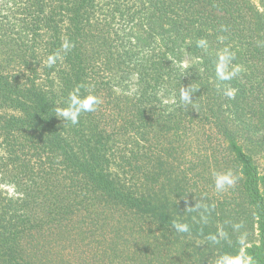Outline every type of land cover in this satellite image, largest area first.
I'll list each match as a JSON object with an SVG mask.
<instances>
[{
	"label": "trees",
	"instance_id": "obj_1",
	"mask_svg": "<svg viewBox=\"0 0 264 264\" xmlns=\"http://www.w3.org/2000/svg\"><path fill=\"white\" fill-rule=\"evenodd\" d=\"M22 1L26 43L19 20H0V177L16 189L0 192V264H66L58 251L73 245L67 264H238L241 250L244 264H264V170L253 154L264 149V0ZM100 24L114 36L101 46L116 48L124 71L103 86L87 69ZM181 45L194 66L170 62ZM165 69L179 76L171 90ZM72 96L99 101L75 124L58 117ZM196 121L220 140L186 170ZM228 173L233 183L218 190L216 175Z\"/></svg>",
	"mask_w": 264,
	"mask_h": 264
},
{
	"label": "rangeland",
	"instance_id": "obj_2",
	"mask_svg": "<svg viewBox=\"0 0 264 264\" xmlns=\"http://www.w3.org/2000/svg\"><path fill=\"white\" fill-rule=\"evenodd\" d=\"M253 1V0H251ZM100 2V0H99ZM19 5H16L15 3L11 2H4V0H0V7L2 6V9L5 13L9 14V15H0V20L2 22H7V24H10L12 26V22L14 19L19 20L20 24L22 25V30H18L16 29V32L14 34L17 35L18 40H22L25 43L27 42V40H29L27 32H28V19H27V14H25V12L23 11V6L24 3L22 0L18 1ZM256 4V6H258L257 2H254ZM101 4V2H100ZM123 24V21H122ZM115 23H113L111 26H114ZM26 33V37L22 36V33ZM95 33L98 37H100L97 42L94 44V46L92 47V49L88 50V57H93L96 58L90 60V66H88V71L91 73V76L93 78V80H96L97 83H100L101 86H103L104 83L110 81L113 78H117V77H121L124 74V71H122V68L120 66L116 65V48H110V50H104V48L101 46V42L103 41L104 38H107L110 42H114V36L112 34V32L110 30H108L107 26L103 24H100L99 26V30ZM107 44H109L107 42ZM116 44V43H113ZM106 47V46H104ZM180 51L178 53L177 56H172L170 58V62L172 63V65H177L179 68H188L191 66H194L198 60L192 56L188 51H186L185 49H183V46H180ZM113 54V55H112ZM106 56V57H105ZM106 58V60H105ZM235 66L239 69V70H245V64L242 60V55L240 53L237 54V60L235 63ZM106 74L108 77L107 78H102V75ZM164 74H165V79L163 81V86H169L170 90L172 89V87H174L175 85H178V80H179V76L178 74H172L170 77L173 78V80H169L168 74L166 73V69L164 70ZM137 88V84L136 81L131 80V82L124 88V91L126 90L127 96L131 99V95L133 94V92L136 90ZM116 92L121 91L122 87H119L118 85L115 88ZM172 93V91H171ZM122 94V93H121ZM158 99V98H157ZM165 102L163 101V103L165 104V106H169L173 103V100H169L168 97L165 98ZM108 100V99H106ZM160 99H158L157 101H159ZM177 102V101H176ZM156 104V103H155ZM157 106L159 107L161 114L163 115L162 112V100L161 102L159 101L157 103ZM97 107V106H96ZM120 108V107H119ZM98 109L101 112L107 113V114H111L115 112H113L114 110H116L115 108H111L109 106L104 105L103 103H100L98 105ZM132 116V115H131ZM130 116V111L128 110V116L124 119H129L131 118ZM161 122V120L159 121ZM121 125V124H120ZM197 128H196V127ZM202 127L201 122L196 121V123L194 124L193 130L188 131L187 130V135L185 137L184 140V144H185V149L186 151H188L190 148V155L188 157H185V160H183L185 162H182L181 167L183 169H188L191 168L192 164H195L198 160L201 161V157L204 156L206 154V151L209 150V138L213 139L214 137H216L215 133H213V131L208 130L207 128L204 130H200V128ZM213 133V134H212ZM129 135V134H128ZM218 136V135H217ZM218 138V137H216ZM125 137H123L122 140H124ZM218 140H220V138H218ZM258 140L256 139H252V141H250L249 143V148L251 150H253V144H256ZM261 142V141H260ZM244 142L239 141L240 145H243ZM121 148H119L118 150H120ZM122 150V149H121ZM218 150H220L218 148ZM253 154H255V159L257 160V164L259 166V170L262 172L264 170V149L262 148V145H259V149L257 151H254ZM1 158H2V150L0 147V162H1ZM112 160H114L112 168L116 171V173H118L119 175L126 177L129 176L130 174L127 172V168L123 169L121 172L119 171V166H117V160L115 158H113ZM175 163H177L175 161ZM186 173V172H185ZM7 177V176H5ZM2 177H0V192L3 196L7 195V196H15L16 195V189L15 187L6 181V179H1ZM250 228V226H249ZM77 232V226L74 229V233ZM247 236H245L244 239V245H250V243L254 242V240L256 239V231H254V224L252 227V232L250 233V235L246 234ZM251 236V237H250ZM245 238H248L247 240ZM251 238V239H250ZM64 246V243H61L60 247ZM70 248V247H69ZM63 248L61 250L58 251V257H62L63 256V262H65L67 264L68 260L72 257L73 254H75V252L77 253L76 250H74V245L73 248ZM84 250H86V246L84 245ZM73 252V254L71 253ZM242 253L243 250H241L239 252V257L237 259V263L238 264H244V260L242 257ZM67 260V261H66Z\"/></svg>",
	"mask_w": 264,
	"mask_h": 264
},
{
	"label": "clouds",
	"instance_id": "obj_3",
	"mask_svg": "<svg viewBox=\"0 0 264 264\" xmlns=\"http://www.w3.org/2000/svg\"><path fill=\"white\" fill-rule=\"evenodd\" d=\"M198 46H205V41L201 40L198 42ZM228 57L227 56H221V71L218 72V75L221 79H228L230 78L228 75L224 74L223 69L226 68ZM54 63V59L50 58L49 64ZM234 74V73H233ZM226 96L229 98L234 97V92L232 90H226L224 92ZM181 99L185 102H188L191 100V94L187 91V89L182 90L181 93ZM99 101L93 97H87V98H77L75 96H72L70 98L69 105L66 109L60 111L58 113V117H62L64 120L71 121V123L75 124L78 123V117L79 114L83 111H93L94 106ZM233 183V180L231 178V174H217L215 177V186L218 190H223L226 186H229ZM178 231L186 232L189 230L188 225L186 224H176L174 225ZM221 264H236L235 261H230L229 258L225 257L222 259Z\"/></svg>",
	"mask_w": 264,
	"mask_h": 264
}]
</instances>
